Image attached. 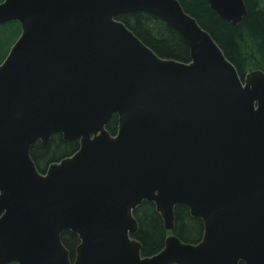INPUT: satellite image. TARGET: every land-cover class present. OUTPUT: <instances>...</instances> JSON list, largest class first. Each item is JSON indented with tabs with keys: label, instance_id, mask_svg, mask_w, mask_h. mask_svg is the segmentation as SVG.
I'll list each match as a JSON object with an SVG mask.
<instances>
[{
	"label": "water",
	"instance_id": "95a60500",
	"mask_svg": "<svg viewBox=\"0 0 264 264\" xmlns=\"http://www.w3.org/2000/svg\"><path fill=\"white\" fill-rule=\"evenodd\" d=\"M240 24L245 0H206ZM173 27L191 62L158 56L122 21ZM22 32L0 65V264H264V71L242 78L179 0H4ZM118 115L112 135L107 127ZM79 140L41 173L33 145ZM172 234L143 256L134 211ZM204 223L183 242L175 209ZM80 245L74 262L62 241Z\"/></svg>",
	"mask_w": 264,
	"mask_h": 264
},
{
	"label": "trees",
	"instance_id": "16d2710c",
	"mask_svg": "<svg viewBox=\"0 0 264 264\" xmlns=\"http://www.w3.org/2000/svg\"><path fill=\"white\" fill-rule=\"evenodd\" d=\"M3 1L0 0V4ZM179 1L184 10L210 32L242 78L252 69L264 71V0H245L248 13L238 25L221 19L206 0ZM118 19L161 58L191 62L190 49L182 36L162 19L144 12L121 14ZM21 32L18 22L0 26V65ZM118 127V115H115L107 129L116 135ZM79 149V140L66 141L62 134H55L46 144L36 142L31 155L38 170L45 173L51 164L73 155ZM134 216L138 221L135 238L142 244L143 256L161 251L171 233L166 231L155 204L145 201L134 211ZM204 231L203 221L194 218L187 207L179 206L175 209L174 232L183 242L199 243L204 237ZM62 241L69 251L70 259L75 261L79 237L72 232H65Z\"/></svg>",
	"mask_w": 264,
	"mask_h": 264
},
{
	"label": "rangeland",
	"instance_id": "374dc122",
	"mask_svg": "<svg viewBox=\"0 0 264 264\" xmlns=\"http://www.w3.org/2000/svg\"><path fill=\"white\" fill-rule=\"evenodd\" d=\"M9 46H11V45H9Z\"/></svg>",
	"mask_w": 264,
	"mask_h": 264
}]
</instances>
